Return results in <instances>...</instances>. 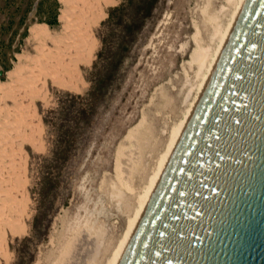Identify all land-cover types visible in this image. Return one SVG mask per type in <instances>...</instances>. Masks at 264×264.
Returning <instances> with one entry per match:
<instances>
[{
    "label": "rangeland",
    "instance_id": "obj_1",
    "mask_svg": "<svg viewBox=\"0 0 264 264\" xmlns=\"http://www.w3.org/2000/svg\"><path fill=\"white\" fill-rule=\"evenodd\" d=\"M124 1L105 5L94 25L91 60L77 67L75 85H56L48 78L44 95L34 99L40 145L27 146L26 227L24 233L8 236V260L1 264H52L80 230L98 246L94 263L104 264L129 217L130 191L117 172L120 150L131 146L127 134L149 125L153 142L168 140L196 95L194 86L185 99L190 82L198 80L194 50L208 43L213 22L225 25L230 18L226 0H159L146 18H137L131 7L115 8ZM64 7L62 0H0V81L9 80L8 71L20 64L31 68L41 58H52L56 40L65 32L59 18ZM210 14L221 17L215 21ZM37 23H47L50 36L35 38L30 27ZM103 38L114 55L112 80L98 108L82 117L71 95L85 94L92 70L103 66L107 55L98 56Z\"/></svg>",
    "mask_w": 264,
    "mask_h": 264
},
{
    "label": "water",
    "instance_id": "obj_2",
    "mask_svg": "<svg viewBox=\"0 0 264 264\" xmlns=\"http://www.w3.org/2000/svg\"><path fill=\"white\" fill-rule=\"evenodd\" d=\"M262 5L245 1L120 264H264Z\"/></svg>",
    "mask_w": 264,
    "mask_h": 264
},
{
    "label": "bare ground",
    "instance_id": "obj_3",
    "mask_svg": "<svg viewBox=\"0 0 264 264\" xmlns=\"http://www.w3.org/2000/svg\"><path fill=\"white\" fill-rule=\"evenodd\" d=\"M62 1L65 7L59 18L64 22L62 24L65 25L63 29L65 32L60 39L56 40V50H53L55 53L52 58L45 61L39 58L40 60H37L35 66L31 68L18 64L19 66L8 71L9 80L0 81V116L2 118L0 121V264L2 259L8 260V236L22 234L26 227L27 146L30 145L36 149L40 145V121L34 99L44 95L48 78L56 85H75L73 83L77 67L79 64L89 63L93 54L94 25L102 16L105 5L111 0ZM226 1L228 6L226 10L229 11L224 10L226 5H222L221 10L230 13L229 20L225 25L219 21L213 22L214 26L208 43L199 44L193 52L192 59L196 61L194 75L198 80L190 82L185 99L188 100L194 86L196 95L185 109L183 117L172 127L168 140L163 144H160L161 139L153 142L150 139L149 125L134 127L127 134V138L131 140V146L120 150L117 172L118 180L130 191L126 205L129 217L123 234L111 248L104 264H120L246 0ZM214 14H210V18L217 21L221 16ZM30 32L35 38L40 39L45 33L49 35V26L47 23L33 24ZM85 235L82 236L81 230L74 231L52 264H95L98 246H92V238L89 240Z\"/></svg>",
    "mask_w": 264,
    "mask_h": 264
},
{
    "label": "trees",
    "instance_id": "obj_4",
    "mask_svg": "<svg viewBox=\"0 0 264 264\" xmlns=\"http://www.w3.org/2000/svg\"><path fill=\"white\" fill-rule=\"evenodd\" d=\"M158 1L159 0H125L120 6L115 8L124 11L131 7L130 9H133V11H137V18L139 16L146 18L151 14ZM102 42L104 48L98 52V56L104 53H106L107 56L103 59L102 67L97 64L92 70L90 89L85 94L71 95V99L74 101L73 104L80 108L77 111V115H82V117L89 118L90 114H92L91 110L98 108L101 101L105 99L108 94L109 84L112 80L111 66L114 61L113 51L111 47L106 44L107 42L104 38ZM107 48L110 49L108 52Z\"/></svg>",
    "mask_w": 264,
    "mask_h": 264
},
{
    "label": "snow or ice",
    "instance_id": "obj_5",
    "mask_svg": "<svg viewBox=\"0 0 264 264\" xmlns=\"http://www.w3.org/2000/svg\"><path fill=\"white\" fill-rule=\"evenodd\" d=\"M262 7H264V5H262ZM237 123H239V121H236ZM217 155L219 156L220 154L219 153H217ZM220 159L221 160H224V159H226V157H224V156H220ZM181 171L183 172L184 170L183 169H181ZM205 187H207V185H205ZM213 191H215V189H213ZM180 195L181 196H183L184 195V193L183 192H181L180 193ZM161 235H163V233H161Z\"/></svg>",
    "mask_w": 264,
    "mask_h": 264
}]
</instances>
